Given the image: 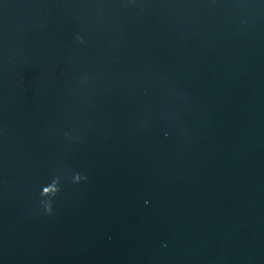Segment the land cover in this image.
Returning <instances> with one entry per match:
<instances>
[{"label":"water","instance_id":"95a60500","mask_svg":"<svg viewBox=\"0 0 264 264\" xmlns=\"http://www.w3.org/2000/svg\"><path fill=\"white\" fill-rule=\"evenodd\" d=\"M0 264H264V0H0Z\"/></svg>","mask_w":264,"mask_h":264},{"label":"clouds","instance_id":"9594fccd","mask_svg":"<svg viewBox=\"0 0 264 264\" xmlns=\"http://www.w3.org/2000/svg\"><path fill=\"white\" fill-rule=\"evenodd\" d=\"M77 39L80 41V43L84 42L83 39L81 37H79V36L77 37ZM77 177H78V179H81V177L79 175ZM41 195H43V193ZM45 207H46V211L50 214L51 213L50 204H46Z\"/></svg>","mask_w":264,"mask_h":264}]
</instances>
